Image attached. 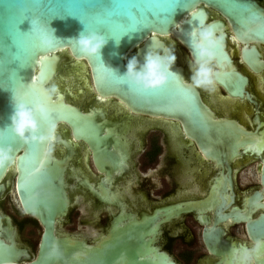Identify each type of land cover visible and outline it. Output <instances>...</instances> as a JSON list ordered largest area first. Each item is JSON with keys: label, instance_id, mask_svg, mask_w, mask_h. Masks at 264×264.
<instances>
[{"label": "flooded vegetation", "instance_id": "af4514ba", "mask_svg": "<svg viewBox=\"0 0 264 264\" xmlns=\"http://www.w3.org/2000/svg\"><path fill=\"white\" fill-rule=\"evenodd\" d=\"M221 20L225 51L246 78L249 98L229 96L218 84L214 92H198L216 118L236 121L253 135L252 142L230 160L219 144L198 145L182 121L138 114L119 98L100 97L90 76L84 86L75 77L76 66L68 63L64 70L70 74L64 72L62 81L53 78L47 87L55 85L66 104L96 118L105 140H76L69 124L56 121L52 141H45L33 165L22 161L25 145L16 150L0 178V242L16 260L1 264L38 258L44 226L26 210L18 187H36L28 182L42 177L51 183L37 190L52 191L60 180L68 201L52 231L63 255L53 256L50 264H89L101 248L123 242L127 248L115 250L117 264H127L131 254L150 264L160 255L172 264H233V248L264 239L262 229L256 232L264 216V70L253 72L241 58L242 49L255 47L264 63V44L241 43ZM173 40L190 82L189 50ZM83 93L88 94L79 102L75 97ZM262 263L264 256L255 261Z\"/></svg>", "mask_w": 264, "mask_h": 264}, {"label": "water", "instance_id": "95a60500", "mask_svg": "<svg viewBox=\"0 0 264 264\" xmlns=\"http://www.w3.org/2000/svg\"><path fill=\"white\" fill-rule=\"evenodd\" d=\"M217 15L227 22L241 43L264 44V3L260 0H0V146H11L13 156L25 145L27 156L22 161L33 165L45 144L24 143L8 127L14 110L13 94L16 102L35 110L41 133L46 134L50 124L62 121L72 127L76 140L87 139L96 144L105 140L100 135L102 124L66 104L58 87L55 99L42 90L48 88L53 78L62 81L64 72L70 74L64 65L76 66L72 61L81 60L87 66L82 79L84 86L90 76L92 87L100 97L119 98L138 114L182 121L188 136L198 145L219 144L232 160L239 155V148L252 142L253 135L234 120L216 118L203 104L198 89L187 82V70L177 59L172 68L176 75H170L167 83L155 90H140L119 77L125 71L128 55H136L142 61L151 43L167 45L176 55V46L166 36L188 48L190 32L198 26V20L206 19L224 36V46L217 54V84L229 96L249 98L244 92L246 78L233 68L225 51L226 25ZM85 28L101 32L108 39L100 56L78 54L73 40ZM52 31L59 41L52 47H43L41 39ZM241 58L253 72L264 70L255 47L242 49ZM8 164L0 168V178ZM29 183L36 187H18V195L26 210L39 216L44 226L38 258L30 264H50L53 256L63 255L60 249L63 247L56 244L52 231L55 218L66 212L68 201L60 180L52 191H45L44 187L37 190V185L51 183L48 177H42L41 181L35 178ZM258 222L259 234L261 229L264 231V216ZM261 234L264 236V232ZM126 245L113 243L101 248L89 264H117L120 255L115 250L127 248ZM128 248L132 246L128 244ZM5 258L16 260L14 251L0 242V264ZM125 258L127 264H150L133 254ZM159 258L151 264H172L164 256Z\"/></svg>", "mask_w": 264, "mask_h": 264}, {"label": "clouds", "instance_id": "9594fccd", "mask_svg": "<svg viewBox=\"0 0 264 264\" xmlns=\"http://www.w3.org/2000/svg\"><path fill=\"white\" fill-rule=\"evenodd\" d=\"M59 41L54 35L43 37L40 41L43 47H52ZM80 56H100L108 39L98 31H89L85 28L73 40ZM118 43V42H117ZM224 46V36L219 33L214 24L205 20H198V26L189 34L188 48L192 57L189 63L191 76L190 84L195 89L214 92L217 87V54ZM173 49L167 45L159 46L151 43L141 61L138 56L127 58L125 71L120 74L124 82L136 88L149 91L165 85L170 75H176L172 68L176 62ZM115 72V71H114ZM43 85V82H41ZM50 98L57 95L55 85L42 89ZM14 110L10 116L12 132L24 143L51 142L56 125H49L47 133H41L40 123L35 110L23 102H16L13 94ZM11 146H0V168L14 163ZM233 264H255V261L264 256V239H256L250 244H240L232 249Z\"/></svg>", "mask_w": 264, "mask_h": 264}, {"label": "bare ground", "instance_id": "6f19581e", "mask_svg": "<svg viewBox=\"0 0 264 264\" xmlns=\"http://www.w3.org/2000/svg\"><path fill=\"white\" fill-rule=\"evenodd\" d=\"M165 39L168 42H170L173 45H175L173 43L174 40H173L172 36H166ZM72 62H76V68L77 69L75 71L77 72V75L75 77L79 78V80H82L83 79V73L87 71V66L83 65V62L81 60L80 61H72ZM189 62H190V60H189ZM86 94H88V93H83L82 95H79V96L77 95L75 98H77L78 101L80 102V101H82L85 98L84 96H86ZM107 102H110V99H108Z\"/></svg>", "mask_w": 264, "mask_h": 264}, {"label": "rangeland", "instance_id": "374dc122", "mask_svg": "<svg viewBox=\"0 0 264 264\" xmlns=\"http://www.w3.org/2000/svg\"><path fill=\"white\" fill-rule=\"evenodd\" d=\"M241 175H242V174H241ZM241 175H240V176H241ZM244 182H245V180L242 178V181H241L242 185H243Z\"/></svg>", "mask_w": 264, "mask_h": 264}]
</instances>
